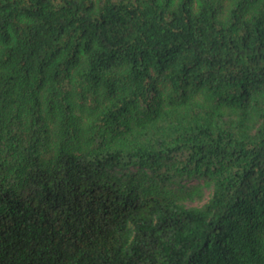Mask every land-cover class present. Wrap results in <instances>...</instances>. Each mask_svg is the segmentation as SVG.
<instances>
[{"label": "trees", "instance_id": "obj_1", "mask_svg": "<svg viewBox=\"0 0 264 264\" xmlns=\"http://www.w3.org/2000/svg\"><path fill=\"white\" fill-rule=\"evenodd\" d=\"M0 264H264V0H0Z\"/></svg>", "mask_w": 264, "mask_h": 264}]
</instances>
